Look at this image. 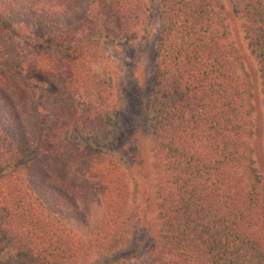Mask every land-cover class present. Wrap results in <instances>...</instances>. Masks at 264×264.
<instances>
[{
    "label": "trees",
    "instance_id": "16d2710c",
    "mask_svg": "<svg viewBox=\"0 0 264 264\" xmlns=\"http://www.w3.org/2000/svg\"><path fill=\"white\" fill-rule=\"evenodd\" d=\"M219 1L157 0L146 110L159 228L123 258L137 222L127 177L108 139L78 135L123 105L96 68L105 42L144 33L148 5L0 0V264H264V185ZM232 3L264 104V0ZM71 165L75 201L61 190Z\"/></svg>",
    "mask_w": 264,
    "mask_h": 264
},
{
    "label": "rangeland",
    "instance_id": "374dc122",
    "mask_svg": "<svg viewBox=\"0 0 264 264\" xmlns=\"http://www.w3.org/2000/svg\"><path fill=\"white\" fill-rule=\"evenodd\" d=\"M148 5V26L144 33L131 42H105L102 47L105 59L97 66L101 75L117 81V94L123 105L97 133H82L79 138L93 141L108 139L109 149L120 160L130 189V199L137 214L136 228L129 244L120 253L128 258L139 247L146 249L156 237L159 228L156 218L154 172L151 166L147 102L151 91V76L157 58L158 40L157 0H145ZM220 15L226 36L236 57V68L245 84L250 107L251 168L264 185V104L256 64L242 37V20L235 12L232 0H220ZM80 108H84L81 104ZM69 135V132H67ZM85 142H82V144ZM68 173L67 185L61 189L72 201V186L79 174L76 165L61 173Z\"/></svg>",
    "mask_w": 264,
    "mask_h": 264
}]
</instances>
